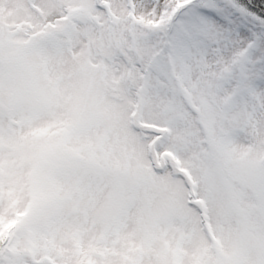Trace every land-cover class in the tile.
Returning <instances> with one entry per match:
<instances>
[{"label":"snow or ice","instance_id":"1","mask_svg":"<svg viewBox=\"0 0 264 264\" xmlns=\"http://www.w3.org/2000/svg\"><path fill=\"white\" fill-rule=\"evenodd\" d=\"M0 264H264V0H0Z\"/></svg>","mask_w":264,"mask_h":264}]
</instances>
